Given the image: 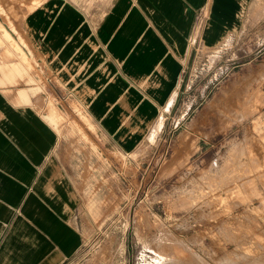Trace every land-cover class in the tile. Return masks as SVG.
Here are the masks:
<instances>
[{
    "label": "rangeland",
    "instance_id": "374dc122",
    "mask_svg": "<svg viewBox=\"0 0 264 264\" xmlns=\"http://www.w3.org/2000/svg\"><path fill=\"white\" fill-rule=\"evenodd\" d=\"M42 3L0 0V60L22 59L35 76L73 174L84 239L70 264H264V0L243 30L214 47L195 44L174 108L122 143L127 154L91 119L90 96L87 112L77 90L43 79L23 27Z\"/></svg>",
    "mask_w": 264,
    "mask_h": 264
},
{
    "label": "crops",
    "instance_id": "0c3cea01",
    "mask_svg": "<svg viewBox=\"0 0 264 264\" xmlns=\"http://www.w3.org/2000/svg\"><path fill=\"white\" fill-rule=\"evenodd\" d=\"M254 1L43 0L23 27L43 79L77 90L87 112L90 96L91 119L127 154L123 144L136 143L174 108L195 44L214 47L243 30ZM20 60H0V264H70L84 239L75 221L79 195L56 152L55 125L29 83L35 76Z\"/></svg>",
    "mask_w": 264,
    "mask_h": 264
},
{
    "label": "bare ground",
    "instance_id": "6f19581e",
    "mask_svg": "<svg viewBox=\"0 0 264 264\" xmlns=\"http://www.w3.org/2000/svg\"><path fill=\"white\" fill-rule=\"evenodd\" d=\"M165 259H167V258H165ZM172 260V259H171ZM167 261H165V263H166ZM171 262V261H170ZM163 263H164V260H163Z\"/></svg>",
    "mask_w": 264,
    "mask_h": 264
}]
</instances>
